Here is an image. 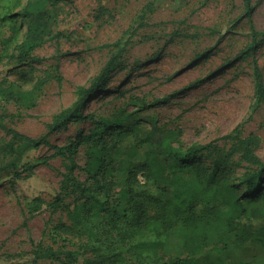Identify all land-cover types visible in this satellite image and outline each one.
<instances>
[{
    "label": "rangeland",
    "instance_id": "374dc122",
    "mask_svg": "<svg viewBox=\"0 0 264 264\" xmlns=\"http://www.w3.org/2000/svg\"><path fill=\"white\" fill-rule=\"evenodd\" d=\"M2 5L0 12L16 15L19 24V13L29 10L30 16L24 20L25 31L4 43L7 51L0 47V117L9 128L34 139L46 137V142L24 152L19 169L33 166L30 176L15 182L0 172V264H61L50 259L35 262L33 254L40 245L77 252L74 264L110 255L84 249L105 248L115 242L110 238L114 234L99 228V244L89 235L66 234L58 228L71 224L68 214L83 200L64 185L71 162L56 151L95 126L84 121L48 131L54 116L73 108L83 97L81 89L94 83L117 55L116 68L84 107L85 114L111 121L126 116V127L149 128L156 122L175 132L181 147L214 142L222 153L231 154L232 164L225 170L237 177L249 166L242 158L244 139L253 136L250 150L264 160V107L256 103L254 79L256 63L264 77V0H252L251 12L244 0H6ZM32 17L44 42L21 58L18 46L26 39ZM12 35L9 25L2 28V41ZM236 128L239 138H225ZM116 130L113 125L108 133ZM10 140L0 128V145ZM115 141L116 137L106 139L110 157ZM129 142L126 137L121 144ZM87 147H79L70 175L83 185L94 183L83 170L90 158ZM141 159L139 155L132 162ZM111 163L109 167L116 168L110 169L105 182H112L107 187L118 195L126 172L117 168V161ZM200 163H210L207 152ZM180 174L197 185L192 172ZM59 192L64 201L55 208L52 203ZM163 239L166 244L157 260L188 256L181 240ZM115 248L125 264H153L145 254L136 256L118 243ZM234 259L264 264V243L245 245Z\"/></svg>",
    "mask_w": 264,
    "mask_h": 264
},
{
    "label": "trees",
    "instance_id": "16d2710c",
    "mask_svg": "<svg viewBox=\"0 0 264 264\" xmlns=\"http://www.w3.org/2000/svg\"><path fill=\"white\" fill-rule=\"evenodd\" d=\"M6 0H0V7ZM57 2L60 0H47ZM251 12L252 0H244ZM19 24L16 15L0 12V47L6 52L4 43H11L21 32L25 31L24 20L30 11L19 13ZM9 25L13 35L11 39L1 40L2 28ZM135 29L132 36L137 33ZM39 27L35 17L29 22L24 42L20 43L21 58L28 57L40 47L44 40L39 35ZM131 36V37H132ZM130 37V38H131ZM1 50V49H0ZM119 55L113 58L97 80L88 88H82L83 97L71 109L57 113L49 125L48 133L65 129L71 123L91 121L94 124L88 134L78 135L76 140L59 147L56 155L66 156L71 162L72 170L77 166L75 154L79 147L87 145L89 162L83 170L93 179L91 185H83L67 174L63 182L66 187L73 188L83 200L68 216L70 225H59V230L66 234L89 235L94 242L102 243L98 229H104L113 243L105 248L87 247L84 252H110L102 259H89L85 264H114L120 261L116 253L118 246L134 250L136 256L145 254L153 260V264H249L238 262L234 254L247 244L264 243V160L255 156L250 150L253 136L244 139L242 157L248 163L243 175L235 176L232 171L225 170L232 161L230 153H222L214 142L189 147L177 145L178 135L153 122L149 128L137 124L124 125L126 116L115 121L96 119L93 113L85 114L84 107L101 91L109 76L116 68ZM255 100L264 107V77L257 65L254 68ZM167 99L158 100L157 103ZM156 103V104H157ZM150 105L146 107L149 108ZM128 120V119H127ZM118 126L112 135L108 129ZM0 128L11 140L0 145V172L5 178L18 182L31 174L34 167L25 165L20 168L24 152L28 148H38L45 144L46 137L31 138L15 129L9 128L0 117ZM116 137L110 149L115 150L113 157L106 152L107 137ZM239 138V130L225 138ZM130 137V142L123 147L122 142ZM146 146V149L142 150ZM207 152L210 163L203 165L198 161ZM141 155L142 159L132 162ZM112 161L118 162V169L126 172L123 188L113 192L105 182L110 173ZM190 171L196 178L197 185L191 184L180 172ZM28 173L26 176H23ZM102 179V181L100 180ZM36 203L42 199L35 198ZM64 199L59 192L52 206L58 208ZM178 238L182 241L188 256L174 258L165 262L158 259L159 252L165 247L163 238ZM77 252L73 250H54L40 247L34 252V261L50 259L61 264H74ZM112 254V255H111Z\"/></svg>",
    "mask_w": 264,
    "mask_h": 264
}]
</instances>
